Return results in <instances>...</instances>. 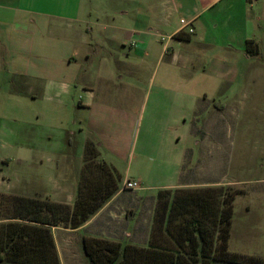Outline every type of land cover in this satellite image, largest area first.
I'll return each mask as SVG.
<instances>
[{"label": "rangeland", "instance_id": "1", "mask_svg": "<svg viewBox=\"0 0 264 264\" xmlns=\"http://www.w3.org/2000/svg\"><path fill=\"white\" fill-rule=\"evenodd\" d=\"M88 7L93 12L92 22H96L110 5L89 3ZM255 35L253 52H258L252 54L251 67L224 83L213 98L199 99L195 114L183 111L168 96H161V106L156 108L151 95L147 105L145 92L152 90L149 80L155 63L147 66L133 59L131 67L125 66L122 85L113 93L119 102L126 94L130 104L125 106L131 110V122L122 131L127 154L119 164L122 178L118 182L122 189L127 179L139 184V188L121 194V204H132L135 212L131 219L99 221L71 234L66 243L58 237L61 252L73 259L69 262L89 263L81 237L85 233L102 238L117 230L123 247H147L149 242L143 237L151 209L157 205L160 190L170 184L181 186L171 189L172 196L179 189L237 192L229 250L264 259V32L257 30ZM109 53L99 52L83 60L85 70L98 72L112 65L122 68L117 56L111 60ZM29 88L6 72L0 74V194L36 197V193H51L59 183L76 185L82 172L89 176L87 162L83 167L88 132L81 131L86 118L78 108L82 95H33ZM98 162L103 163L97 159L94 163ZM93 171L90 177L95 176ZM134 193L143 198L130 202ZM153 222L154 218L152 226Z\"/></svg>", "mask_w": 264, "mask_h": 264}, {"label": "crops", "instance_id": "2", "mask_svg": "<svg viewBox=\"0 0 264 264\" xmlns=\"http://www.w3.org/2000/svg\"><path fill=\"white\" fill-rule=\"evenodd\" d=\"M89 3L110 7L92 22ZM182 20L191 24L193 33ZM257 30L264 32V0H0V74L6 72L25 82L29 94L82 95L78 108L86 115L81 130L88 132L86 143L95 141L97 161L112 167L121 180L119 164L127 154L122 131L131 122V110L125 106L130 99L126 100L125 94L116 101L113 93L122 85L125 66L131 67L133 59L147 66L155 63L149 80L152 90L145 92L147 105L151 95L156 108L161 106L160 97L168 96L183 111L195 114L199 99L213 98L224 83L251 67L255 56L248 51V43H256ZM104 51H110L111 60L117 56L122 68L112 65L98 72L85 70L83 60ZM83 176L82 172L76 185L59 183L51 193L35 195L74 206ZM118 187L81 228H53L60 264L76 263L61 252L58 237L66 243L71 234L99 221L133 218L134 206L121 204V194L130 190L120 188L119 182ZM180 187L170 184L162 190ZM129 198L132 202L143 196L134 193ZM155 205L143 237L146 242L150 241ZM110 233L102 238L119 242L117 230ZM85 236L99 237L85 233L82 242Z\"/></svg>", "mask_w": 264, "mask_h": 264}, {"label": "trees", "instance_id": "3", "mask_svg": "<svg viewBox=\"0 0 264 264\" xmlns=\"http://www.w3.org/2000/svg\"><path fill=\"white\" fill-rule=\"evenodd\" d=\"M253 42L248 51L253 52ZM99 157L97 144L86 143V173L74 206L49 198L0 194V262L60 264L52 229L81 228L119 190L120 177ZM95 170V176L90 172ZM94 172V171H93ZM101 172V173H100ZM231 189L160 190L147 247L85 236L89 264H264V259L229 250L233 202Z\"/></svg>", "mask_w": 264, "mask_h": 264}, {"label": "built area", "instance_id": "4", "mask_svg": "<svg viewBox=\"0 0 264 264\" xmlns=\"http://www.w3.org/2000/svg\"><path fill=\"white\" fill-rule=\"evenodd\" d=\"M182 25H184L185 27H188L189 26V33H193L194 32V28L191 26L190 23L186 22L185 20H182L181 21ZM139 188V184L135 181H131V180H126L124 182V186H123V189L124 190H135Z\"/></svg>", "mask_w": 264, "mask_h": 264}]
</instances>
